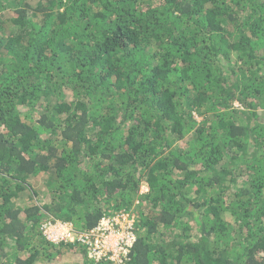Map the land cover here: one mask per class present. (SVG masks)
Masks as SVG:
<instances>
[{
	"label": "trees",
	"instance_id": "trees-1",
	"mask_svg": "<svg viewBox=\"0 0 264 264\" xmlns=\"http://www.w3.org/2000/svg\"><path fill=\"white\" fill-rule=\"evenodd\" d=\"M119 211L126 264H264V0H0V264Z\"/></svg>",
	"mask_w": 264,
	"mask_h": 264
},
{
	"label": "built area",
	"instance_id": "built-area-1",
	"mask_svg": "<svg viewBox=\"0 0 264 264\" xmlns=\"http://www.w3.org/2000/svg\"><path fill=\"white\" fill-rule=\"evenodd\" d=\"M145 188L142 193L146 192ZM136 214L119 211L103 217L89 233L76 234L71 224L57 221L43 227V234L53 243L79 241L85 244L89 257L107 264H126L136 243Z\"/></svg>",
	"mask_w": 264,
	"mask_h": 264
},
{
	"label": "rangeland",
	"instance_id": "rangeland-1",
	"mask_svg": "<svg viewBox=\"0 0 264 264\" xmlns=\"http://www.w3.org/2000/svg\"><path fill=\"white\" fill-rule=\"evenodd\" d=\"M239 103H236V105H238ZM239 106V105H238ZM35 180V179H34ZM36 180H39L38 182L40 183V181H42V185L41 186H43L44 185V181H43V175H40V177L38 176V178L36 179ZM35 180V182H37ZM145 187L146 186H143V188H142V191H144L145 190ZM42 188V187H41ZM40 190V195L41 196H43L44 195V191H42V190H44V189H39ZM142 193V192H141ZM28 195V194H27ZM41 196H38V198H37V201L39 202V197H41ZM78 261L79 260H77V258L74 256V255H67V254H65V255H63V257H62V259L61 260H59V261H56V262H54L53 264H74V263H78Z\"/></svg>",
	"mask_w": 264,
	"mask_h": 264
}]
</instances>
